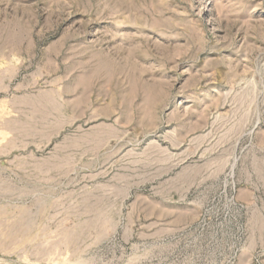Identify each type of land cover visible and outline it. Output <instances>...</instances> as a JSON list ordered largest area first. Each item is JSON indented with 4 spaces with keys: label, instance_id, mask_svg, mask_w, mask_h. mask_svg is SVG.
<instances>
[{
    "label": "rangeland",
    "instance_id": "obj_1",
    "mask_svg": "<svg viewBox=\"0 0 264 264\" xmlns=\"http://www.w3.org/2000/svg\"><path fill=\"white\" fill-rule=\"evenodd\" d=\"M0 264H264V0H0Z\"/></svg>",
    "mask_w": 264,
    "mask_h": 264
}]
</instances>
